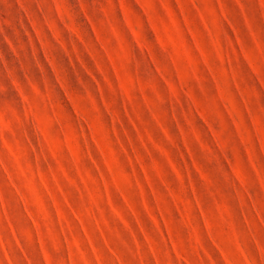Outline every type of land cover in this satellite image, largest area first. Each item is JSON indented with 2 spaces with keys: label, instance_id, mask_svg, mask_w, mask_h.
Returning <instances> with one entry per match:
<instances>
[{
  "label": "rangeland",
  "instance_id": "obj_1",
  "mask_svg": "<svg viewBox=\"0 0 264 264\" xmlns=\"http://www.w3.org/2000/svg\"><path fill=\"white\" fill-rule=\"evenodd\" d=\"M0 264H264V0H0Z\"/></svg>",
  "mask_w": 264,
  "mask_h": 264
}]
</instances>
